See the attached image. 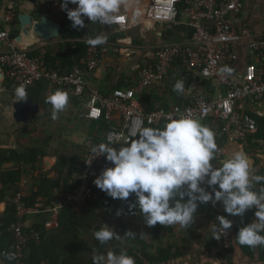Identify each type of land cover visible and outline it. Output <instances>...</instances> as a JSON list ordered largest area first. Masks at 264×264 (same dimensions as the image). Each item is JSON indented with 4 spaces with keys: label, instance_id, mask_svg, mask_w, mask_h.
I'll use <instances>...</instances> for the list:
<instances>
[{
    "label": "built area",
    "instance_id": "obj_1",
    "mask_svg": "<svg viewBox=\"0 0 264 264\" xmlns=\"http://www.w3.org/2000/svg\"><path fill=\"white\" fill-rule=\"evenodd\" d=\"M182 1L151 0L146 18L151 19L154 24H185L192 30L191 41H172L155 47L147 57V64L143 68H137L135 83L127 88L112 90L108 94L102 93L92 84V75L101 68L104 60L97 46H90L86 55L70 72L61 74L47 68L46 51L32 56L29 47L22 48L16 39L11 38L17 14L7 7L0 11V71L12 82V103L17 102L14 92L18 85L26 84V89H29L41 81H47L56 90L66 92L69 100L75 97L82 99V111L87 120L104 119L111 124V128L102 133V141L88 139L85 142L88 154L82 164L81 183L64 201V205L70 204L76 209L85 206L100 190L93 181L106 167L113 166L104 156L95 158L98 153L92 152L94 146L113 143L110 146L119 149L124 146L125 141L135 139L141 128L165 124L169 116H188L200 123L209 117L221 119L225 122L221 135L230 144L245 143L249 136L258 131L256 119L243 112L240 105L249 100L264 101V67L249 64L239 78L231 75L222 79L218 74L219 68L225 65L230 67L237 60L234 50L241 42H246L253 53L264 58V37L247 26L237 28L231 23V19L242 12L243 0H188L189 7L184 11L188 17L185 23L178 19V5ZM112 25L126 29L128 17ZM183 53L191 71L199 73L203 79L213 81L223 91L221 90L217 99L201 95L187 106H174L170 110L147 113L138 97L163 83L177 57ZM216 144L218 152L213 164L219 166V161L223 159V146L221 142ZM201 186L207 188L206 184ZM12 203L16 212V221L11 226L14 243L7 250L0 247V261L7 264L9 260L5 258L6 254L15 253L13 261L22 264L29 242L40 238L38 233L26 232L25 219L38 211L26 208L21 195H17ZM254 219L253 214L250 223ZM218 233L223 249L229 251L233 238L230 229ZM222 264H230L226 252Z\"/></svg>",
    "mask_w": 264,
    "mask_h": 264
},
{
    "label": "clouds",
    "instance_id": "obj_2",
    "mask_svg": "<svg viewBox=\"0 0 264 264\" xmlns=\"http://www.w3.org/2000/svg\"><path fill=\"white\" fill-rule=\"evenodd\" d=\"M69 4L77 7L71 9ZM60 7L73 29H83L85 18L92 23L112 25L128 17L133 23L141 24L144 31L154 26L146 18L139 0H62ZM86 42L98 46L106 43V37L87 36ZM232 72L227 65L218 70L222 79ZM26 87V84L16 87L14 95L18 102L28 100ZM173 91L184 94L183 79L175 82ZM68 102V94L62 90L48 95L46 103L51 105V119H58ZM112 144L101 143L92 148L93 153H98L95 158L104 156L113 165L106 167L93 182L112 199L129 201L134 194L136 199L128 203V210L139 209L147 227L160 224L187 229L193 224L200 205L220 204L231 217H243L247 211L254 210L255 219L239 229L236 241L251 248L264 246V176L256 174L254 160L243 149L220 160L219 166L214 165L218 152L215 133L188 116H169L162 128L143 127L135 139L125 141L119 149ZM256 184L261 185L258 190H255ZM3 208L0 204V211ZM121 213L118 210L116 214ZM217 221L214 224L219 228L213 229L214 233L227 232L233 227V222L223 215ZM93 235L101 246L114 239L136 237L129 231L121 238L106 224ZM220 238L214 235L215 240ZM5 258L14 260L15 253H7ZM92 264H135V259L126 250L119 254L109 250L105 254L93 249Z\"/></svg>",
    "mask_w": 264,
    "mask_h": 264
},
{
    "label": "crops",
    "instance_id": "obj_3",
    "mask_svg": "<svg viewBox=\"0 0 264 264\" xmlns=\"http://www.w3.org/2000/svg\"><path fill=\"white\" fill-rule=\"evenodd\" d=\"M150 2L151 0H139L145 13L147 12ZM61 3L62 0H38V5H36L37 9H34V6H29V8L25 9L22 13L27 12L34 15L40 13L61 24V20L67 15L61 10ZM8 4L9 0H0V11L4 7H7ZM76 7V5L69 4V8L71 9H75ZM187 19L188 17L184 15L181 21L185 23ZM231 23L237 28L247 26L257 35L264 37V0H243L242 12L233 17ZM85 25L86 32L89 33V27H94L92 28L94 29L92 32L99 31V35H104L106 37V43L102 44L103 47L101 52L104 59L103 65L92 75V84L100 91L107 87L109 93L112 91L111 89L113 86L121 80L127 84V87L135 83L137 68L147 61V57L152 54L155 47L172 41H183L187 43L191 41V36L186 35L187 32L181 31L183 30L181 27H187L185 24L178 26L181 32H179L177 38L163 37L164 32L171 26L170 24L153 23L154 26L151 30L144 31L142 30L143 26L141 24L133 23L129 18L128 27L126 29H119L114 25L92 23L87 18H85ZM30 39L36 40L35 38ZM61 43L62 41L59 39L46 43H41L36 40L35 43L33 42L31 46L27 45V47H29L30 52L37 50L40 51V53L42 51H46L47 53L48 48L53 52H57L60 49ZM120 46L123 47V50H126L125 52L129 53V58L125 63L114 61L115 57L119 54V50H122ZM234 52L237 55V60L230 67L233 69L232 75L237 78L244 74L247 65L253 64L260 67L262 59H264L258 54L253 53L246 42H241L235 48ZM189 72V87L188 89L185 88L183 95L193 99L201 95L209 99H217L219 97L223 89L216 86L215 93L211 94L207 89L202 87L201 81L203 77L190 69ZM0 76L1 93L9 89L4 86V73L1 71ZM184 76L187 77V74ZM163 88L164 87H162V89ZM55 91L56 89L49 85L47 90L48 95ZM82 104L83 100H80L78 103L75 101V98H71L65 109L59 113V117L56 120L51 119V105L45 107L39 104L40 110L37 116L30 119L28 123L19 124V126H14L15 121L12 118V110L7 111L8 115H5L4 120L2 119L3 112L2 114L0 113V149L16 150L20 154H23L28 148L34 147L42 148L45 153L42 159L40 157L37 158L38 163H36L35 166L33 164L24 166L22 168L24 171L22 179L13 187L7 189L4 195H0V204L4 205L3 211H0V216L7 211L10 205L14 207L15 211L12 200L17 195H21L22 203L25 206L23 199L28 197L31 192L37 191L38 184L44 178L54 180L62 179L60 186L66 189L61 190V188H55L49 193L50 196H55L58 200V204L54 206L55 208L42 210L37 214L26 217L25 226L28 234L32 232L38 233L33 230L27 231V229L35 227L41 220H43L45 226L50 230L57 227L58 215L64 201L63 194L70 191V188H67V186L64 188L70 176V165L73 161L78 160V166L82 167L83 161L88 154L84 144L88 139H91L88 137V128L89 122L92 121L85 118L82 111ZM240 109L247 114L252 113L263 117L264 101L256 102L249 100L242 103ZM7 119L9 121H7ZM62 124H64L63 128L60 126ZM77 129L82 130L85 135L83 144L71 143L64 138V135L67 137L66 134L68 132ZM102 133H104V131L100 133V140H94L95 142L102 141ZM221 145L223 146V159L227 158L232 152L243 149L254 160L255 166L258 169L256 174L264 176V149H253L248 145V141L242 144H230L226 141H222ZM13 166V164H7L0 168V178L3 171L11 169ZM74 177H77V175H74ZM0 189H2L1 181ZM39 200L41 201L40 206L44 207L46 199L41 198ZM76 211H78V209H76ZM41 214L43 215L42 218L39 217ZM115 221H118L117 218H112L113 224ZM131 223V225H134L135 233L142 235L147 241L153 238V228L160 225L157 224L150 228L146 226L144 221L142 223H136L133 219ZM214 223L212 218L209 219L205 215H195L193 224L187 229L178 225L169 226L173 231L170 234H164V237L158 243L163 247L174 245V250L179 249L182 255L162 264H221L224 253L221 252L218 240L214 241V235H217L216 232L214 233L213 231V229H216ZM111 226L112 228H116L118 225ZM91 235L90 231L84 233L85 239L93 246L95 240H92ZM260 250L259 248H255L249 251L248 254L236 247L232 252L231 262L232 264H264V259L261 257L262 254ZM10 262H13V260Z\"/></svg>",
    "mask_w": 264,
    "mask_h": 264
},
{
    "label": "trees",
    "instance_id": "obj_4",
    "mask_svg": "<svg viewBox=\"0 0 264 264\" xmlns=\"http://www.w3.org/2000/svg\"><path fill=\"white\" fill-rule=\"evenodd\" d=\"M188 0H183L178 5V19L181 20L185 15L184 11L189 7ZM25 4V5H24ZM38 0L36 4H32L29 0H12L9 1L7 6L8 9L14 10L17 14L16 20L13 24V29L11 33V38L16 39L20 35V22L19 15L29 6H34L37 9ZM25 6V7H24ZM24 7V8H23ZM43 15L36 14L39 20ZM72 22L68 19L67 15L61 20V34L59 40L62 41L60 44V49L57 52H53L48 48L45 55L47 68L50 70H55L61 74L70 72L71 69L79 63L86 53L89 44L86 42L87 36L95 38L98 32H92L94 27H89V33L86 32V28L83 29L72 28ZM182 32H187L186 35L192 36V30L188 27H181ZM1 29V28H0ZM178 26L171 25L168 27L167 31L164 32V38H177L179 32ZM92 32V33H90ZM102 52L103 45L97 46ZM40 51H31L32 56L39 55ZM147 61L142 63L140 67H144ZM173 70L171 68L168 76L163 83L156 85L151 90L142 93L138 99L140 100L142 106L146 109L147 113L158 110H170L174 106H187L189 105L193 98L187 97L183 94H177L173 91V85L177 80L183 79L185 83V88L188 89L190 81V72L187 68L186 55L180 54L177 57L176 62L173 64ZM260 67H264V59ZM187 74V77L184 75ZM5 81V87L9 90L13 89L12 82L5 75L3 76ZM131 80V78H130ZM202 87L207 89L209 93L213 94L216 90V84L213 81L202 79ZM49 82L41 81L36 84L33 88L26 89L28 96L27 99L31 102H36L41 106L48 107L50 104L46 103V98L48 96ZM162 87H164L162 89ZM118 88H127V84L121 80L116 85L113 86L111 90ZM104 94H108L109 91L107 87L101 90ZM80 98L75 97L76 102H80ZM251 115L256 119L258 124V131L249 136L247 141L248 145L253 149H264V116ZM202 124L208 127L215 133L216 142L225 141V137L221 135L222 129L225 126V122L221 119L215 117H209L204 120ZM164 124L153 128H162ZM111 128V124L106 120L92 121L89 122L88 137L99 141L100 133ZM259 142V143H258ZM262 142V143H261ZM45 153L42 148H28L25 153L20 154L16 150H4L0 149V168L7 164H13V168L3 171L1 174V185L0 195H4L7 189L13 187L17 182L22 179L24 175L23 167L28 164H33L34 166L38 163L37 158H43ZM70 176L66 181L64 188H70L68 193L63 194V200L66 201L68 196L75 192L76 188L81 183V173L82 167L78 166V160L71 163ZM73 174V175H72ZM77 175V177H74ZM62 179H47L44 178L38 184V190L31 192L28 197L23 199V202L27 208L37 210L38 212L42 210L55 208V204H58V200L55 196H50V192L55 188H61L60 183ZM260 184L255 185V190H258ZM66 190V189H63ZM65 192V191H64ZM46 199L44 207H41V201L39 199ZM134 194L130 196L129 201H121L119 199H112L104 191L99 190L96 192L95 196L82 208L76 211L73 205L62 203V208L58 215V225L56 228L50 230L45 226L43 220L38 222L35 227L27 229V231H36L39 233V240L32 239L28 247L25 250V259L22 264H92V250H97L98 253H107V251L112 250L119 254L120 251L126 250L127 254L135 259V264H162L169 260H173L182 255L179 249H175L174 245H168L163 247L159 245L158 242L162 240L164 234H170L173 229L162 225L153 228V238L147 241L142 235L135 233L134 225H131V220L133 219L136 223L143 222V216L139 214V209H135L132 212L128 210V203L135 201ZM122 210L121 215L117 216V211ZM254 214V210H249L245 213L243 217H231L224 211L222 205L217 204L215 207L211 203L207 205H200L197 210L196 215H205L209 219H213L217 223L218 216H225L233 222V227L230 229L232 234V245L229 251H225L222 247L221 238L218 240L221 252H226L228 256V261L231 262V255L233 250L238 247L241 250L249 254V251L255 248H261L260 252L262 258L264 259V246H258L251 248L248 246H242L236 241L237 234L241 227L246 226L250 223V219ZM40 218L43 217L41 214ZM14 207L9 206L7 211L0 216V247L2 249H9L14 243V236L11 231L12 224L16 221ZM112 218H117L119 225L113 228L115 232L124 238L126 233L129 231L135 234V238L126 237L121 240H112L108 244L101 246L99 242L94 238L93 246L85 239L84 233L90 231L91 234L94 231L99 230L103 224L109 223ZM123 218L126 221H123ZM128 219V220H127ZM216 229L219 228L217 224ZM112 228L111 225H108ZM133 228H132V227ZM84 232V233H83ZM219 231L216 232L217 235ZM216 241V240H214ZM158 243V244H157ZM7 264H17L16 262L8 261ZM222 264V262H221Z\"/></svg>",
    "mask_w": 264,
    "mask_h": 264
},
{
    "label": "water",
    "instance_id": "obj_5",
    "mask_svg": "<svg viewBox=\"0 0 264 264\" xmlns=\"http://www.w3.org/2000/svg\"><path fill=\"white\" fill-rule=\"evenodd\" d=\"M32 4H36V0H29ZM20 22V35L16 38L20 43L23 36L35 38L38 42L46 43L60 38L61 24L52 20L47 16H42L39 20L36 15L32 13H22L19 15ZM36 40H31L30 46L35 43ZM1 77V76H0ZM13 93L11 90H5L0 93V107L3 110H12L13 120L18 124H25L30 119L35 118L39 113L40 107L36 102L20 101L12 103ZM6 115V114H4Z\"/></svg>",
    "mask_w": 264,
    "mask_h": 264
},
{
    "label": "rangeland",
    "instance_id": "obj_6",
    "mask_svg": "<svg viewBox=\"0 0 264 264\" xmlns=\"http://www.w3.org/2000/svg\"><path fill=\"white\" fill-rule=\"evenodd\" d=\"M120 49H122V50H119V54L115 57L114 61H119L121 63H125L127 61V59L129 58L128 57L129 53L125 52L126 50H123V47H121V46H120ZM7 111H9V110H5L4 111L2 108H0V113L2 114V112H3V114H2V116H3L2 119L3 120L5 119V115L4 114L8 115ZM7 121H9V120L7 119ZM14 126H19V124L14 122ZM60 126L63 128L64 124H62ZM21 129H20V131H21ZM66 135H67V137L64 135V138L67 139L68 141H70L71 143L83 144V142L85 140V135L83 134L82 130H80V129H77V130H74V131H70ZM123 221H126V219L123 218ZM110 224L111 225H119L120 223H119V221H115V223L113 224L112 223V219H111L109 221V223H107L106 225H110ZM91 237H92V240H94L93 239V234L91 235Z\"/></svg>",
    "mask_w": 264,
    "mask_h": 264
},
{
    "label": "bare ground",
    "instance_id": "obj_7",
    "mask_svg": "<svg viewBox=\"0 0 264 264\" xmlns=\"http://www.w3.org/2000/svg\"><path fill=\"white\" fill-rule=\"evenodd\" d=\"M30 42H31V40H29L27 37L23 36V37L21 38V41H20V46H21L22 48H25V47H27V45L30 44Z\"/></svg>",
    "mask_w": 264,
    "mask_h": 264
}]
</instances>
